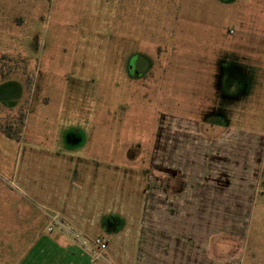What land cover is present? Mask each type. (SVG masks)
Returning <instances> with one entry per match:
<instances>
[{"label":"rangeland","instance_id":"obj_1","mask_svg":"<svg viewBox=\"0 0 264 264\" xmlns=\"http://www.w3.org/2000/svg\"><path fill=\"white\" fill-rule=\"evenodd\" d=\"M243 41L259 81L231 93ZM224 164L254 172L243 213L188 224L166 204ZM199 226L223 231L201 264H264V0H0V264H167Z\"/></svg>","mask_w":264,"mask_h":264},{"label":"crops","instance_id":"obj_2","mask_svg":"<svg viewBox=\"0 0 264 264\" xmlns=\"http://www.w3.org/2000/svg\"><path fill=\"white\" fill-rule=\"evenodd\" d=\"M244 22L245 21L241 19V23H240L241 30H259L260 29L258 22L246 23V24ZM240 38L241 39L242 38L247 39V37H244L243 35ZM248 41H250V40H248ZM240 48H241L240 52H237V51L234 52L233 51L234 52L233 53L232 51H230L231 52L230 56L228 55L229 57L226 58L227 63L230 65L228 75L230 76V78H233L232 81L229 79L230 84L228 86V90H231L230 91L231 93H232V90H240V89H243V87H248V86L252 87L259 81V79L256 78V71H255L253 66H250V63L252 61H254L252 59H256V60L258 59L259 60L260 59L259 56L263 52L255 50V47L253 48V47L249 46V42H245V41L242 42ZM255 80H257V81H255ZM260 85L261 84L259 83V86ZM261 87H263V86H261ZM217 89L219 90L218 87H217ZM214 90H216V89H214ZM251 91L252 90H249V91H247V93L242 92L241 93V95H242L241 101L238 99H230V100L224 99L223 103H225V106L233 108V106L235 104L242 102L245 99V95L250 94ZM226 94L227 93H224V92H222V93L221 92L220 93L215 92V96L219 95L220 101H222V98L220 96L226 95ZM226 111H227V109H226ZM209 122H211V121H209ZM227 122H228V119L227 118L224 119V123H223L222 127L228 126L226 124ZM208 124L213 126L212 123H208ZM215 127H217V126H215ZM231 131L233 132L234 129H231ZM238 134H239L238 139H240L241 142H236V145H237V143H243L242 142L243 139L245 142H250L248 136L240 135V132ZM213 142L215 143V148H216L214 151V154H217V152L218 153L223 152V151H225V149H227V147H226L227 141H226L225 137L224 138L222 136L216 137L215 139H213ZM222 144H223V147L221 146ZM248 147H250L253 152L252 153L245 152V156L243 158H246L248 165L251 168H257L258 159H257V155L254 156V145H253V143H251V145ZM187 153L188 152L186 151L178 157L179 158L178 160L180 162H182V164L183 163L185 164V159L191 158L193 161L197 162L198 166L202 165L201 164L202 163L201 157L199 158L198 156L196 157L195 155H193V151L189 152L192 154V156L191 155L185 156ZM240 154H243V153H240ZM176 157H177V155H176ZM180 157H181V159H180ZM169 158H170V156H167V159H169ZM174 159H175V157H174ZM221 159L224 160V162H226V158H221V157H216L215 162H216V160L218 162H220ZM252 159H253V162L251 161ZM211 162H213L212 159H210L208 161L209 165L212 164ZM231 162H232V160H231ZM224 167H225V169L222 170V172H224V173H221V175L226 176L227 178H226V180L222 181V183H220L221 179H219L217 177V176H219L220 173L219 174L214 173V175L212 173H210L209 174V176L211 177L210 179L214 180V181L199 182L197 184H194L196 186H193V187L188 186L187 184L191 185L192 183H189L187 181V184H185V186H184V190H185L184 195L188 196V192L192 191V194H194L195 199L193 198L194 200L193 199L187 200L184 198V195L182 194V195H177L178 198L176 197L175 199L169 198L170 200H167L166 204L169 206H173V207H182V212L186 213V214H184V219H187L186 216L188 217V220H189L188 224L189 223H191V224H197V223L199 224L200 223L201 224V223H206V222H212V223L214 222L215 223L217 221L223 222V221H225L224 219H226L225 217L227 216L225 214L224 209L233 208L236 205H239V207H242V209H240V210L238 209V210H239V213H243L244 207L245 206L247 207V204L250 201L249 199L251 198V196L247 195L245 193L241 194V192H248L250 190L249 186L255 184V182H252V181L249 182V180H253V177H250L249 174H253L254 172L249 173L248 171H246L245 175H248V176H246L245 181H243L241 183L239 181H234L232 179V177H230L231 168L229 167V165L226 166L224 164ZM249 177H250V179H249ZM217 179H219V182L215 181ZM208 189L211 190V193L208 195V197H209L208 201H206L205 196H204L206 192H204V191H206ZM214 190L218 191L217 194L215 192H213ZM233 190L236 192H240L239 193L240 198L236 201L232 200ZM226 194H229L231 196H229V197L225 196ZM249 196H250V198H249ZM179 197H182V198H179ZM205 206H208V209L204 210ZM218 206H220L221 208L223 207V209H220L218 211V209H216ZM187 212L188 213L191 212V214H187ZM207 212H208V215H206ZM180 214H181V212H180ZM230 214L232 215L233 213H230ZM230 216H229V218H230ZM238 216H239V214H238ZM170 217L172 219L176 218V220H177L180 216L178 214L176 216L170 215ZM209 217H211V218H209ZM241 219L242 218H241V214H240V219L238 217V218H236V220L241 221ZM200 226L198 229H189L190 233H192L191 235L194 237V239H193L194 241L191 244L188 243L187 244L188 246L186 245L187 250H190L189 254H188V251H185L184 253H182V252L180 253V252L175 251V254H174V252H171L172 253L171 254L172 259L168 258L167 264H201L199 262L200 259H202V258L205 259V257L202 255L204 253V251L199 250L198 248L203 247V245H204L203 241L204 240L206 243L204 245V247H205L207 245V239L211 240V238L219 235L223 231H217L216 228H215V230H212L209 227L208 233L205 234V227H203L204 231L202 232ZM195 247H197V248L195 249ZM171 248H174V246L170 247V249ZM189 248H191V249H189ZM214 249H216V247H214ZM164 256L167 258L168 254L167 255L164 254ZM160 257L164 258V257H162V254H160ZM188 257H189V259H188ZM206 260L207 261H214L215 259H211V260L206 259ZM215 261H219V262L221 261L222 262L223 260H215ZM224 262H226V264L231 263V261H230V263H228L226 260ZM152 264H156V263H152ZM157 264H160V263H157ZM161 264H163V262Z\"/></svg>","mask_w":264,"mask_h":264},{"label":"built area","instance_id":"obj_3","mask_svg":"<svg viewBox=\"0 0 264 264\" xmlns=\"http://www.w3.org/2000/svg\"><path fill=\"white\" fill-rule=\"evenodd\" d=\"M97 244H99V242L97 241ZM101 247H104L103 245H101Z\"/></svg>","mask_w":264,"mask_h":264},{"label":"flooded vegetation","instance_id":"obj_4","mask_svg":"<svg viewBox=\"0 0 264 264\" xmlns=\"http://www.w3.org/2000/svg\"><path fill=\"white\" fill-rule=\"evenodd\" d=\"M54 220V219H53Z\"/></svg>","mask_w":264,"mask_h":264}]
</instances>
